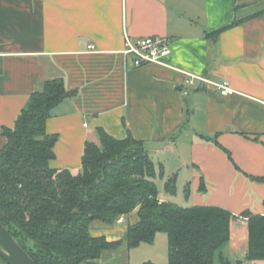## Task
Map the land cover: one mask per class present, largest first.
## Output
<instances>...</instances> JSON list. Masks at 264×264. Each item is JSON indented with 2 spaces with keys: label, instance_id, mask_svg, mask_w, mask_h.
Returning a JSON list of instances; mask_svg holds the SVG:
<instances>
[{
  "label": "crops",
  "instance_id": "crops-1",
  "mask_svg": "<svg viewBox=\"0 0 264 264\" xmlns=\"http://www.w3.org/2000/svg\"><path fill=\"white\" fill-rule=\"evenodd\" d=\"M151 36L169 41L167 66L134 67L122 53L125 39ZM187 75L226 81L235 93L187 85ZM53 79L76 96L46 122L56 137L50 168L77 174L84 144H99V129L115 139L129 134L156 169L163 166L162 181L176 175V191L184 183L185 202L177 205L236 217L223 252L244 258L240 215H264V0H0V149L2 129ZM158 197L174 203L167 193ZM125 218L93 223L89 233L117 241ZM127 250L103 253L99 262L114 264Z\"/></svg>",
  "mask_w": 264,
  "mask_h": 264
},
{
  "label": "trees",
  "instance_id": "trees-1",
  "mask_svg": "<svg viewBox=\"0 0 264 264\" xmlns=\"http://www.w3.org/2000/svg\"><path fill=\"white\" fill-rule=\"evenodd\" d=\"M74 96L61 79L45 81L13 127L2 129L0 223L36 264H102L103 253L152 243L157 233L166 235L168 264L264 262V215H240L247 226L246 251L243 259L231 260L223 248L236 217L219 207L160 201L154 181L163 178V166L156 169L143 142L129 134L115 139L99 129V144H84L77 174L50 168L56 137L46 133V122ZM164 191L176 194V175L166 179ZM133 212L137 220L121 239L90 235L93 223L115 225Z\"/></svg>",
  "mask_w": 264,
  "mask_h": 264
},
{
  "label": "built area",
  "instance_id": "built-area-1",
  "mask_svg": "<svg viewBox=\"0 0 264 264\" xmlns=\"http://www.w3.org/2000/svg\"><path fill=\"white\" fill-rule=\"evenodd\" d=\"M169 41L166 38L151 36L132 40L126 38L124 42V49L122 53L125 56H129L134 67H140L144 65H158L167 66L165 59L170 53ZM199 81L203 84H212L218 93L222 96L232 95L235 91L229 86L228 82L222 81L220 83H211L201 77L187 75L185 83L187 85H193L195 81ZM86 126V124H84ZM123 222L122 218L118 219L117 223Z\"/></svg>",
  "mask_w": 264,
  "mask_h": 264
},
{
  "label": "rangeland",
  "instance_id": "rangeland-1",
  "mask_svg": "<svg viewBox=\"0 0 264 264\" xmlns=\"http://www.w3.org/2000/svg\"><path fill=\"white\" fill-rule=\"evenodd\" d=\"M183 180L185 177H182ZM164 181L159 178L155 179V184L159 193H162L163 196L165 194L164 191ZM183 186L184 183L178 184V191L176 194L169 197H173L171 200L176 204H183L185 202L183 196ZM137 216L136 213L133 212L129 216L125 218L124 226H128L136 222ZM125 251V250H123ZM126 256L123 254H116L115 259L112 261L114 264H143L146 262H150L152 264H168V257H167V239L164 233H157L155 239L152 243H144L139 245L137 248L128 249ZM121 253V252H120ZM0 264H3L0 260Z\"/></svg>",
  "mask_w": 264,
  "mask_h": 264
},
{
  "label": "water",
  "instance_id": "water-1",
  "mask_svg": "<svg viewBox=\"0 0 264 264\" xmlns=\"http://www.w3.org/2000/svg\"><path fill=\"white\" fill-rule=\"evenodd\" d=\"M0 258L6 264H36L1 223Z\"/></svg>",
  "mask_w": 264,
  "mask_h": 264
}]
</instances>
